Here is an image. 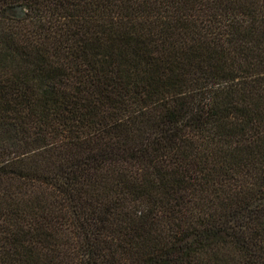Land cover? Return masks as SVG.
Here are the masks:
<instances>
[{
  "label": "trees",
  "instance_id": "16d2710c",
  "mask_svg": "<svg viewBox=\"0 0 264 264\" xmlns=\"http://www.w3.org/2000/svg\"><path fill=\"white\" fill-rule=\"evenodd\" d=\"M0 264H264V0H0Z\"/></svg>",
  "mask_w": 264,
  "mask_h": 264
},
{
  "label": "rangeland",
  "instance_id": "374dc122",
  "mask_svg": "<svg viewBox=\"0 0 264 264\" xmlns=\"http://www.w3.org/2000/svg\"><path fill=\"white\" fill-rule=\"evenodd\" d=\"M22 9L21 8H13L9 10V14L11 15H21Z\"/></svg>",
  "mask_w": 264,
  "mask_h": 264
}]
</instances>
